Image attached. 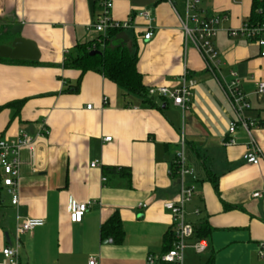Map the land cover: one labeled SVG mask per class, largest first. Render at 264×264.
Listing matches in <instances>:
<instances>
[{
	"label": "crops",
	"instance_id": "crops-1",
	"mask_svg": "<svg viewBox=\"0 0 264 264\" xmlns=\"http://www.w3.org/2000/svg\"><path fill=\"white\" fill-rule=\"evenodd\" d=\"M251 2L200 0L189 11L204 18L221 16L211 40L216 63L209 68L199 51L185 43V0H114L112 17L132 16L133 21L123 31L127 41L111 44L135 53L147 90L175 88L184 67L196 80L182 113L157 93L144 102L100 73L64 65L65 54H74L77 43L99 37L91 26L97 0H0V33H7L0 44L8 43L10 30L19 28L17 35L34 41L40 52L37 61L0 60V106L22 102L18 110L1 108L0 138L22 131L35 134L41 125L48 130L32 158L22 152L17 204H11L1 186L7 199L0 197V264L1 249L26 218H41L44 224L20 236L18 264H87L90 256L99 264H147L149 254L165 251L172 215L163 203L178 197L171 169L179 152L193 170L185 183L194 188L185 203L194 233L187 239L183 264H205L210 258L213 264H264V193L252 196L264 188V127L256 124L264 120V95L256 94L257 82L264 81V56L253 41L229 35V30L249 25ZM140 9L150 12V40L142 37L147 22L133 16ZM231 72L240 78L250 105L243 116L256 124L252 137L262 150L257 165L244 159L250 141L244 130L228 133L236 120L224 92ZM229 138L232 144H226ZM95 160L100 166L91 167ZM105 167H122L124 173ZM71 200L92 201L79 223L69 220ZM115 214L124 231L119 243L100 236L101 225ZM200 226L209 232L200 238L206 249L197 253L192 244Z\"/></svg>",
	"mask_w": 264,
	"mask_h": 264
},
{
	"label": "built area",
	"instance_id": "built-area-1",
	"mask_svg": "<svg viewBox=\"0 0 264 264\" xmlns=\"http://www.w3.org/2000/svg\"><path fill=\"white\" fill-rule=\"evenodd\" d=\"M173 4L174 0H166ZM200 0H185V15L181 19V29L183 30L185 43L189 41L201 54L207 67H215L217 52L213 48L211 40L216 35L219 29L221 16L214 15L211 17H200L198 14H190V10H195ZM98 10L96 17L92 23V27L99 34V37L92 40L90 49L94 50L96 46H102L103 41L108 36L109 32L125 31L132 26L133 17L129 16L124 20H117L112 17V9L114 0H97ZM133 16L142 18L147 22V26L142 32L144 40H150L153 36V29L149 22L151 20L150 12L147 9L136 11ZM231 36H241L253 41L258 46L262 47L261 56H264V22L257 25H244L238 30H229ZM230 80L224 82L225 95L236 115L235 122H231L228 127V133L233 134L237 127H241L249 136V146L246 149L244 159L247 163L257 165L262 157V150L252 137V128L255 127V122L243 116V112L249 108V102L241 91V80L234 73H230ZM196 86V80L188 76V69L183 68L179 76L178 85L169 89L164 86L149 87L147 92L149 95L157 93L163 99H169L172 103L181 108L182 113L185 112L189 103L193 88ZM256 94L258 97L264 95V81L260 80L256 84ZM106 103V98H103V104ZM91 105L86 108L90 109ZM48 135V130L44 125H41L35 134L27 131H22L13 138H0V185L5 188L6 194L10 198L11 204L18 203V180L20 175V167L22 164L21 155L23 151H27L30 157H33L34 150L39 144L40 139H44ZM110 137H105V141H109ZM226 144H232L233 139L229 138L225 141ZM91 167L100 166L99 161L91 162ZM174 166L177 168L176 176L179 183V193L175 201H166L163 207L171 212L172 215V234L173 241L171 247L164 252L153 255L149 254L146 257L147 264H183L184 250L187 247V239H189L194 229L191 223L185 218V203L190 200L194 193L192 185L185 183V177L191 175L193 170L185 165V159L182 152L177 153ZM33 172L37 168L33 165ZM103 176L102 180H105ZM264 188L252 194L254 198L262 196ZM92 201L75 202L71 200L68 205L69 220L72 223H79L83 214ZM139 207H145L146 204L140 203ZM198 211H196L197 213ZM44 224L41 218H26L16 224L12 235L13 241H9L1 249L3 258L2 264H18L19 249L21 248L20 236L30 232L36 227ZM207 247L204 239H198L192 244L195 252L201 253ZM263 248V247H262ZM261 248V249H262ZM259 255L263 253L259 251ZM87 264H99L96 257L90 256Z\"/></svg>",
	"mask_w": 264,
	"mask_h": 264
},
{
	"label": "trees",
	"instance_id": "trees-1",
	"mask_svg": "<svg viewBox=\"0 0 264 264\" xmlns=\"http://www.w3.org/2000/svg\"><path fill=\"white\" fill-rule=\"evenodd\" d=\"M264 22V0H252L249 25H257ZM4 34V35H3ZM116 32H109L106 39L103 41L102 46H96L94 50L100 53L89 54L91 51L90 43L83 42L77 43L75 46V53L65 54L64 65L80 70L81 73L92 71L102 74L106 79L115 83L125 93L134 94L142 98L144 102H149L150 97L147 89L142 84V76L137 68V57L135 53L131 52L125 45L111 44L112 38ZM7 39V33H0V41ZM0 60H7L2 59ZM21 101L9 102L3 107H14L19 109ZM258 126L264 127V120L256 122ZM124 173V168L119 167H105V171ZM177 168L172 165L171 174L176 175ZM213 185L216 187V177L212 174L209 175ZM1 191V185H0ZM209 228L207 226H200L195 230V238H205ZM123 228L119 217L115 214L106 220L100 227V236L102 240L111 238L115 243H119L123 237ZM173 241L172 229L164 236V250L171 247ZM205 264H213L210 258Z\"/></svg>",
	"mask_w": 264,
	"mask_h": 264
},
{
	"label": "water",
	"instance_id": "water-1",
	"mask_svg": "<svg viewBox=\"0 0 264 264\" xmlns=\"http://www.w3.org/2000/svg\"><path fill=\"white\" fill-rule=\"evenodd\" d=\"M19 33V28L11 29L10 34L13 37L8 43L0 44V58L8 59L12 61H37L40 57L39 49L36 43L22 35H17ZM125 40L127 41V36L125 32H119L113 37L112 43L115 40ZM100 53L98 50H91L89 54ZM6 239L9 241V236L6 234Z\"/></svg>",
	"mask_w": 264,
	"mask_h": 264
},
{
	"label": "rangeland",
	"instance_id": "rangeland-1",
	"mask_svg": "<svg viewBox=\"0 0 264 264\" xmlns=\"http://www.w3.org/2000/svg\"><path fill=\"white\" fill-rule=\"evenodd\" d=\"M0 197H1V199H4L5 201H6V199H7V196L5 195L4 192H1V193H0Z\"/></svg>",
	"mask_w": 264,
	"mask_h": 264
}]
</instances>
